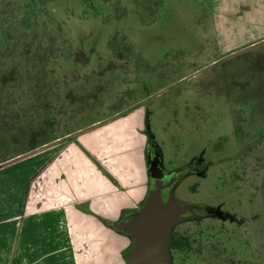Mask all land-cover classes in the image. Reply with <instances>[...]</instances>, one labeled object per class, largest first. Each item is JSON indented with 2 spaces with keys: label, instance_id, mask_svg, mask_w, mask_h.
<instances>
[{
  "label": "rangeland",
  "instance_id": "rangeland-1",
  "mask_svg": "<svg viewBox=\"0 0 264 264\" xmlns=\"http://www.w3.org/2000/svg\"><path fill=\"white\" fill-rule=\"evenodd\" d=\"M206 10L0 0V168L142 108L164 198L190 208L168 233L189 246L167 263L264 264V40L219 53ZM108 244L93 252L117 264Z\"/></svg>",
  "mask_w": 264,
  "mask_h": 264
},
{
  "label": "crops",
  "instance_id": "crops-1",
  "mask_svg": "<svg viewBox=\"0 0 264 264\" xmlns=\"http://www.w3.org/2000/svg\"><path fill=\"white\" fill-rule=\"evenodd\" d=\"M213 48L264 40V0H204ZM149 133L135 109L0 168V264H87L112 237L126 264L129 236L108 223L135 212L149 191ZM91 258V259H90ZM85 261L86 263H84Z\"/></svg>",
  "mask_w": 264,
  "mask_h": 264
},
{
  "label": "water",
  "instance_id": "water-1",
  "mask_svg": "<svg viewBox=\"0 0 264 264\" xmlns=\"http://www.w3.org/2000/svg\"><path fill=\"white\" fill-rule=\"evenodd\" d=\"M147 173L150 187L142 206L120 221L108 223L109 227L131 239L125 254L126 264H168L169 229L180 215L190 209L164 198L163 190L170 183L162 181L163 173L154 150H150Z\"/></svg>",
  "mask_w": 264,
  "mask_h": 264
},
{
  "label": "trees",
  "instance_id": "trees-1",
  "mask_svg": "<svg viewBox=\"0 0 264 264\" xmlns=\"http://www.w3.org/2000/svg\"><path fill=\"white\" fill-rule=\"evenodd\" d=\"M189 246L188 238L180 235H171L168 241V248L175 251H180Z\"/></svg>",
  "mask_w": 264,
  "mask_h": 264
}]
</instances>
